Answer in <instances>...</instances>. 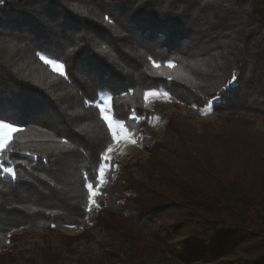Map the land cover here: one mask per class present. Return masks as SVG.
Here are the masks:
<instances>
[{
  "label": "trees",
  "instance_id": "16d2710c",
  "mask_svg": "<svg viewBox=\"0 0 264 264\" xmlns=\"http://www.w3.org/2000/svg\"><path fill=\"white\" fill-rule=\"evenodd\" d=\"M128 7L125 0H5L0 5V102L3 114H14L16 127L24 129L4 153L17 178L0 172V261H12L6 244L15 230L72 226L88 219L113 237V255L121 264H264V190L222 181L202 168L199 175L206 178L198 181L196 174L175 167L178 155L170 143L148 142L146 161L136 171L119 167L98 197L100 206L84 211L82 175L95 170L97 149L109 139L98 110L85 100L103 93L114 97L110 105L122 119L132 109L150 114L143 97L151 88L195 104L191 81L158 73L171 75L209 48L208 55L222 52L226 57L215 85L233 71L238 76L210 108L264 115V0H218L211 6L203 0H143L135 9L143 35L121 28ZM109 14L115 27L103 19ZM57 23L64 27H52ZM159 29L168 33L167 39L153 43ZM69 37L71 45L60 56L71 71L64 79L39 62L34 50L56 48L59 53ZM183 43L190 46L183 48ZM187 50L197 53L189 56ZM149 57L159 63L171 59L176 67L157 70ZM25 63L55 81L54 88L32 84L21 71ZM18 100L24 102L13 113L11 105ZM133 124L128 121L129 127ZM187 150L184 158L196 163ZM56 239L58 246L73 242ZM48 245L44 249L51 251Z\"/></svg>",
  "mask_w": 264,
  "mask_h": 264
},
{
  "label": "rangeland",
  "instance_id": "374dc122",
  "mask_svg": "<svg viewBox=\"0 0 264 264\" xmlns=\"http://www.w3.org/2000/svg\"><path fill=\"white\" fill-rule=\"evenodd\" d=\"M218 16L214 14L213 17L218 19ZM182 46L185 48L190 45L183 43ZM208 49L198 53L187 50V54L191 52L189 56L197 53L201 58L190 60L169 75L176 82L191 81L189 86L197 93L193 98L195 104L183 102L171 95L170 98L162 95L153 96L147 101L143 97L144 104L150 108V114L146 116L148 119L140 120L129 127L130 135L137 143L129 142L122 134L121 142L114 145L111 155L118 167L106 171L104 188L109 182H114L119 167L127 166L136 171V165L146 161L148 149L145 148L148 142H166L174 146L178 155L174 159L175 167L188 174H196L198 181L206 178L199 175V169L202 168L206 172L214 173L216 178L222 181H237L239 184L264 190V115L243 109L228 111L204 107L205 98L211 99L209 98L211 94L217 95L219 92L214 76L216 74L220 78L221 63L226 59L222 52L215 54L214 57L208 55L210 54ZM80 70L81 68L79 72ZM21 71L36 86L48 84L50 88H54V84H57L48 79L47 75L37 73L27 63ZM101 95L105 99L109 96L105 93ZM108 102L110 104V100ZM16 133L12 134V139ZM185 149L190 150L198 158L196 163L184 158ZM95 208L96 205H92V209ZM100 210L98 208L95 215ZM83 234L88 235L87 240L78 239ZM56 237L73 239V242L67 246H58ZM8 238L10 239L6 247L13 256L12 261L7 262L3 259L0 264H121L118 262L120 257L113 255V237L101 231L95 226V222H89L88 219L72 226H52L42 230L21 228L9 233ZM47 242H50V246ZM46 245L54 251L45 250ZM52 252L59 253V257Z\"/></svg>",
  "mask_w": 264,
  "mask_h": 264
},
{
  "label": "snow or ice",
  "instance_id": "6c2138e0",
  "mask_svg": "<svg viewBox=\"0 0 264 264\" xmlns=\"http://www.w3.org/2000/svg\"><path fill=\"white\" fill-rule=\"evenodd\" d=\"M125 2L129 5L128 11L125 14L123 20L121 21V28L124 32H130L132 34H140L143 35L142 30L137 28V19L140 15L138 11L135 9L137 7L142 6L143 0H125ZM218 0H203L205 5L211 6L214 3H217ZM5 0H0V5H3ZM142 10V9H141ZM105 21L109 25L115 27L113 20L111 19L110 14L105 15L103 17ZM52 27H60L63 28L62 23H57ZM52 27L47 29L48 35L51 36L53 34ZM123 35V32L118 33ZM168 33L163 29L156 30L154 35L151 37L153 43H157V41L161 38L167 39ZM68 43H66L63 48L60 49V52L57 53L56 48H45L40 47L38 50H34V56L38 58L39 62H42L44 66L50 69L51 73L58 75L60 78L68 79L71 75V71L66 68V61H62L60 56L63 52L70 47L71 45V37L68 38ZM161 47L163 45H160ZM151 60L153 67L157 70L166 67L167 69H173L176 67V64L173 60L169 59L165 63H159L152 57H149ZM82 71H87L88 75H94L90 70L82 69ZM162 77H166L171 80L172 77L169 76L166 72L158 73ZM238 82V76L235 71L231 74L230 79L221 80L217 85L219 90V94L213 95L211 99L205 98L204 107L210 108L215 106L219 102H221L222 98L227 95V93L231 90V88ZM93 84L96 85L103 91L104 85H100L99 80H93ZM95 90V89H94ZM164 96L170 98V93L161 88H151L144 93V98L147 101L150 97L153 96ZM109 100H114V97L108 96L107 99L100 96L98 99H94L93 101L85 100L84 103L90 106L95 107L98 110V118L102 122V124L106 128V133L109 137L108 142L106 144H102L97 149L96 155V167L95 170L89 174L85 171L82 175L81 184L83 188L87 192V205L84 208L85 212L92 211V205H96L99 207L98 197L104 191V185L106 183V171H111L113 167H118L114 164V160L112 157V153L114 151V145L121 142V135L129 140L131 143H137L135 138L130 135V128L128 126V121H132L133 123H137L140 120L148 119V117L141 115L138 113L136 109L130 110L126 119L120 118L115 112V105H110ZM24 101L18 100L16 103L11 105L13 113L18 111L17 104H22ZM179 102V101H178ZM193 107H197V105H192ZM207 114V113H205ZM18 120L14 114L4 115L2 112V102H0V172L8 175L11 179L15 180L17 178V171L15 167L12 165V161L4 155V153L11 150L12 134L20 131H24V129H20L16 127ZM79 131V129H77ZM68 139H72L69 137ZM75 143V141H73ZM29 155H32L29 153ZM44 163H48L47 160ZM55 225H53L54 227Z\"/></svg>",
  "mask_w": 264,
  "mask_h": 264
}]
</instances>
